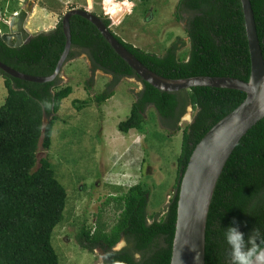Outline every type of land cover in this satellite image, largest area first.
<instances>
[{"label": "trees", "instance_id": "16d2710c", "mask_svg": "<svg viewBox=\"0 0 264 264\" xmlns=\"http://www.w3.org/2000/svg\"><path fill=\"white\" fill-rule=\"evenodd\" d=\"M250 3L264 59V0ZM73 8L76 6L68 10ZM179 10L188 14L185 58L178 56L174 45L162 54L135 47L110 30L109 19L99 18L136 59L157 75L176 80L215 76L247 81L250 57L240 0H178L176 20L180 19ZM61 18L53 29L33 34L19 47H8L0 39V61L23 74L51 75L65 44ZM69 25L71 50L66 60L74 56L73 49L84 51L94 67L114 77L136 78L142 84L128 117L118 124L120 132L142 131L143 112L149 105L160 118L176 124L186 106L185 99L179 98L181 91L163 92L140 79L84 18L74 15ZM0 73L6 89L0 105V264H61L52 234L63 220L68 196L48 151L60 104L73 89L57 85V79L36 83ZM186 92L193 118L182 129L175 192L165 211L161 215L147 214L151 190L140 181L118 196H108L94 225L85 224V220L81 223L79 243L89 250L101 247L105 255L102 264H138L137 253L139 264H170L179 186L189 157L201 138L245 98L241 91L206 86ZM113 95V91L104 89L96 92L92 101L99 108ZM44 101L52 104L51 109L42 107ZM86 103L74 101L79 110ZM39 151L45 156L37 159ZM108 206L117 213L110 223L103 219ZM233 218L241 222L240 230L246 234L254 226L264 229V118L243 135L216 182L206 220L205 264H227L222 228L228 227ZM122 239L126 245L114 250Z\"/></svg>", "mask_w": 264, "mask_h": 264}, {"label": "rangeland", "instance_id": "374dc122", "mask_svg": "<svg viewBox=\"0 0 264 264\" xmlns=\"http://www.w3.org/2000/svg\"><path fill=\"white\" fill-rule=\"evenodd\" d=\"M177 4L178 0H2L1 8L11 15V11L31 5L25 29L33 35L53 29L73 5V9L83 8L109 19L110 30L135 47L162 54L174 45L178 56L185 58L188 14L179 10L180 19L176 20ZM73 50L74 56L65 61L56 82L70 85L73 91L60 104L48 151L68 196L63 220L52 234V245L61 264H102L105 255L101 247L89 250L79 243L81 223L85 220V224L94 225L108 196H118L140 181L151 190L147 214L161 215L175 192L182 129L193 114L187 92L182 90L179 98L185 99L186 106L178 124L160 118L149 105L143 112L142 131L120 132L118 124L128 117L142 84L136 78L107 74L94 67L84 51ZM104 89L114 95L98 108L92 97ZM5 96L0 75V105ZM75 100L87 103L79 110ZM44 156L45 152L39 151L37 159ZM116 215L108 206L103 219L110 223ZM125 245L122 239L113 249Z\"/></svg>", "mask_w": 264, "mask_h": 264}, {"label": "water", "instance_id": "95a60500", "mask_svg": "<svg viewBox=\"0 0 264 264\" xmlns=\"http://www.w3.org/2000/svg\"><path fill=\"white\" fill-rule=\"evenodd\" d=\"M240 3L250 57V75L247 81L215 76H195L176 80L157 75L136 59L98 16L82 9L68 10L61 18L65 44L51 75L23 74L0 62V70L11 77L36 83L54 81L71 50L70 18L78 15L94 25L113 51L140 79L160 91L173 93L206 86L237 90L245 94L242 103L219 120L201 138L189 157L179 186L170 264H205L206 220L216 182L240 139L264 118V59L250 0H240ZM30 12L31 5L21 7L8 22L0 20V39L5 45L15 48L30 40L32 35L25 29Z\"/></svg>", "mask_w": 264, "mask_h": 264}, {"label": "clouds", "instance_id": "9594fccd", "mask_svg": "<svg viewBox=\"0 0 264 264\" xmlns=\"http://www.w3.org/2000/svg\"><path fill=\"white\" fill-rule=\"evenodd\" d=\"M45 109H51L48 101L42 103ZM247 225V222H243ZM222 228V227H221ZM241 222L235 218L223 229V238L227 245V264H264V229L254 226L247 234L240 230ZM139 264L141 257L136 254Z\"/></svg>", "mask_w": 264, "mask_h": 264}, {"label": "flooded vegetation", "instance_id": "af4514ba", "mask_svg": "<svg viewBox=\"0 0 264 264\" xmlns=\"http://www.w3.org/2000/svg\"><path fill=\"white\" fill-rule=\"evenodd\" d=\"M1 1L2 0H0V20H3L4 22H8V20L10 19V17L12 16V15H14L16 12H11V15H9V13L8 14H6V11L4 12V11H2V8H1ZM4 15V16H3ZM2 16H3V18H2ZM1 62V61H0ZM0 75H1V73H0ZM2 76V75H1ZM137 99V98H136ZM135 99V100H136ZM190 111H191V113H193V110H192V108H191V106H190ZM182 117H183V114L182 115H180L179 117H178V119L176 120V124H178L179 122H180V120L182 119ZM165 120V119H164ZM167 121H169L170 123H171V121L172 120H167Z\"/></svg>", "mask_w": 264, "mask_h": 264}, {"label": "built area", "instance_id": "2783aa9c", "mask_svg": "<svg viewBox=\"0 0 264 264\" xmlns=\"http://www.w3.org/2000/svg\"><path fill=\"white\" fill-rule=\"evenodd\" d=\"M4 16V15H3ZM3 16H2V18H3Z\"/></svg>", "mask_w": 264, "mask_h": 264}]
</instances>
